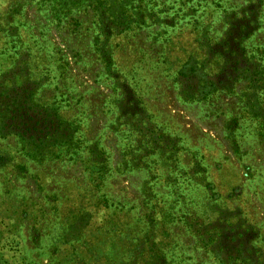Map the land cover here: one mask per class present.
Listing matches in <instances>:
<instances>
[{"label": "rangeland", "instance_id": "374dc122", "mask_svg": "<svg viewBox=\"0 0 264 264\" xmlns=\"http://www.w3.org/2000/svg\"><path fill=\"white\" fill-rule=\"evenodd\" d=\"M0 264H264V0H0Z\"/></svg>", "mask_w": 264, "mask_h": 264}]
</instances>
